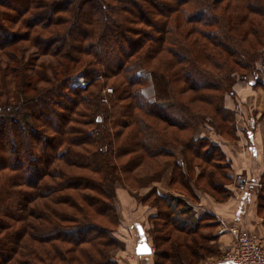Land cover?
<instances>
[{
    "label": "trees",
    "instance_id": "1",
    "mask_svg": "<svg viewBox=\"0 0 264 264\" xmlns=\"http://www.w3.org/2000/svg\"><path fill=\"white\" fill-rule=\"evenodd\" d=\"M26 43L36 53L24 61ZM263 50L264 0H0V52L15 91L0 92V264H117L111 184L163 171L170 145L186 142L183 152L203 161L192 163L196 180L224 199L229 191L213 178L229 163L193 131L208 119L221 136L231 132L226 95L235 74L257 70ZM101 84L113 95L99 121ZM175 166L170 187L197 202L191 176ZM152 192L156 264L212 253L213 216Z\"/></svg>",
    "mask_w": 264,
    "mask_h": 264
},
{
    "label": "rangeland",
    "instance_id": "2",
    "mask_svg": "<svg viewBox=\"0 0 264 264\" xmlns=\"http://www.w3.org/2000/svg\"><path fill=\"white\" fill-rule=\"evenodd\" d=\"M22 47L24 48H22V51L18 53V56L23 58L24 61H27L30 57H33L35 55L36 50L30 47L29 44L26 43L25 46ZM8 61H9L8 58L0 52V64L1 67L5 70L2 71V79L3 76L6 77L4 80L0 81V87H1L0 92L3 93V91L7 89L12 94L13 92H15L13 91L14 82L11 83L10 80L12 81V79L10 78V76L7 75L8 68H6V66L8 64ZM41 61H43V59H40V62ZM259 61H258L259 65L257 70L254 69L250 70L249 72L246 73V77H241L238 74H235L237 76V80L236 83H234V86L232 87L233 93L231 95L227 94L225 100L226 107H227L226 105L227 99L232 100V101L229 100V103L232 104L230 108L229 107L227 108L230 109V111H233L234 116L232 122L234 121V123H233V128L232 125L230 124L231 132H229L227 129L223 130L222 137L224 139H232V138L236 139V136L238 134L237 123L242 119V118L240 119V117L249 118V119H255L256 117L262 119L264 117V109L262 110L254 109L253 103L251 102L252 99L250 98L243 99L242 97L239 98V96L235 94V91H237L238 86L241 89L252 87L251 89H254L255 91H257L258 89H262L264 91V55ZM9 63H13V62H9ZM35 71L36 69L34 70L32 69L30 71L32 77H34L33 74L35 73ZM100 86L101 87L99 88L98 93L99 95H101V99L103 97L107 98L106 103L101 102L102 112L98 117V119L101 120L104 116V112L108 111L111 108L110 100L113 93L110 95L106 94V90L108 88H112L110 85L106 86L104 84H101ZM144 92L148 99L153 98V90L151 86L146 87L144 89ZM188 97L189 94L186 95V98ZM262 102L264 103L263 100ZM244 109H247L248 111V112L246 111V116L244 115L243 112ZM203 121L204 122L199 123L196 129L193 131V139L195 140L198 139L200 140L204 138L208 139L210 143L205 144L206 147H204V149L206 150L212 149L213 155L217 159H220L219 154H221L222 162L220 163H229L226 157L223 155V153H221L223 152L222 149L219 148L216 150L217 144L215 142L216 141L215 135L218 133L219 129L216 123H214L215 121L214 120L208 121V119ZM185 146H186V142L169 146L170 149L175 151V157L174 159L167 160L163 168L164 169L163 171L161 170L159 173L155 174L156 171L145 172L143 169H141V171L140 172L137 171L135 175L128 176V180L125 179L123 180V176L120 175L119 176L120 179L118 178L114 179L113 183L111 184L115 192V206L119 218L118 225L113 228L112 235L119 241V245H116L112 250H110V255L112 260H115L117 264H125L126 257L124 255V252L127 251V249L131 247L133 244L138 245L139 243H141L142 235L137 234V231L135 230V226L138 224L143 227V231L146 236L147 243L152 248H155L154 247V240L156 236L155 229H157V226L160 225L161 223L160 222L157 223V221L154 218H152L158 214L155 195H153L152 192L154 189L157 191L156 193L160 192L159 194L161 196H165L166 198H168V200H171V198L173 199L180 198L192 204L196 203L190 199L186 191L180 192V190L182 189L179 188L178 185H175L174 187H170L171 184L170 178L172 177V174L176 167L175 162L177 163V165L178 164L181 165L183 171L189 174V176H191L190 185L192 187L193 193H196L197 196L198 195L202 196L203 194H208L209 193L208 191H210L208 195L211 197L213 202L217 199H220L222 193L216 192L218 188L213 189V186H210V184L207 185L203 181L196 180L198 174V169H197L198 167L196 165L193 166L192 163L202 164L203 161L191 157L190 153L188 152H183L185 151ZM234 179L235 178L229 177V171L227 172L224 171L221 172L220 174L217 172V176L213 178L214 186L216 183L218 185H224V186H227L232 183L236 185L235 183L236 180ZM261 181L263 182V179ZM227 197H229V193H225L224 199H222L221 201H224ZM161 205H162L161 207L162 209L163 204L160 202V206ZM172 225L173 224L166 225L165 229L168 228L174 229ZM171 232L173 233L171 234L170 239L172 241L176 240V236H178V234L176 233V231L171 230ZM179 240L183 241L182 237ZM155 253H156V248H155ZM153 260L154 263L156 264V262H158L159 260V257H157L155 254Z\"/></svg>",
    "mask_w": 264,
    "mask_h": 264
},
{
    "label": "crops",
    "instance_id": "3",
    "mask_svg": "<svg viewBox=\"0 0 264 264\" xmlns=\"http://www.w3.org/2000/svg\"><path fill=\"white\" fill-rule=\"evenodd\" d=\"M251 88L241 89L238 86L235 94L239 98L252 99L254 109H264V103L262 102V100L264 101V91L262 89L255 91ZM229 100L231 99H227L226 105L230 108L232 103H229ZM246 111L247 109L243 110L245 116ZM240 119L237 123L238 134L236 139H224L217 133L215 135L216 141H214L222 149L229 162L230 178L243 174L254 181L253 183L261 182L264 178V117L262 119L258 117L255 119L240 117ZM225 187L229 191V197L224 201L215 200L213 202L208 194H203L202 196L198 195L199 200L195 204L188 202L196 210V217H200L203 213H209L218 222L213 229L207 228L206 230L214 235V238L209 241L212 253L204 255L203 259L193 264H234L220 261L223 254L230 248L234 237L230 231L219 234L220 225L237 227L250 232L259 237L264 243V192L261 190L263 185L249 190L239 189L234 183ZM135 230L137 234L142 235L141 242H147L143 227L138 224L135 226ZM206 231L203 230L202 232L206 233ZM136 245L133 244L124 252L125 264H155L153 260L155 248L151 247L152 254L140 256L135 252Z\"/></svg>",
    "mask_w": 264,
    "mask_h": 264
},
{
    "label": "built area",
    "instance_id": "4",
    "mask_svg": "<svg viewBox=\"0 0 264 264\" xmlns=\"http://www.w3.org/2000/svg\"><path fill=\"white\" fill-rule=\"evenodd\" d=\"M75 85L85 88L86 81L82 74L76 76ZM112 93V88L106 90V94L110 95ZM101 102L106 103L107 98L103 97ZM235 180L239 189L249 190L253 187H261L258 181L253 183L254 181L243 174L236 175ZM226 231H230L234 237L230 248L220 259L221 262L234 264H264V243L259 237L237 227L233 228L231 226L220 225L219 234H224Z\"/></svg>",
    "mask_w": 264,
    "mask_h": 264
},
{
    "label": "water",
    "instance_id": "5",
    "mask_svg": "<svg viewBox=\"0 0 264 264\" xmlns=\"http://www.w3.org/2000/svg\"><path fill=\"white\" fill-rule=\"evenodd\" d=\"M135 252L137 255H140V256L150 255L152 254V248L146 241H143L137 245Z\"/></svg>",
    "mask_w": 264,
    "mask_h": 264
}]
</instances>
